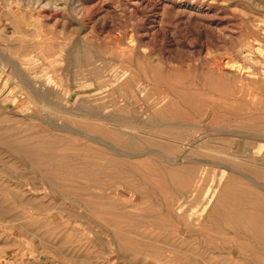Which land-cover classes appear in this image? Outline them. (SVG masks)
I'll return each instance as SVG.
<instances>
[{
	"label": "rangeland",
	"instance_id": "rangeland-1",
	"mask_svg": "<svg viewBox=\"0 0 264 264\" xmlns=\"http://www.w3.org/2000/svg\"><path fill=\"white\" fill-rule=\"evenodd\" d=\"M263 49L264 0H1L0 203L6 209L0 208L3 210L0 211V264H186L184 260L176 259L174 251L170 249L175 248L171 246L175 241V231L185 230V225L192 222V212L196 213L193 220L198 224L193 229L199 234L195 242L198 249L203 248L204 244L211 249L226 252L223 254L219 251L225 255L223 259L235 258L236 264H253L251 261L258 260L259 264H264V253L258 255V252L254 253L259 251L258 248L252 251L246 247L247 244L256 247L254 241L245 240L240 234L235 236L230 229L231 225L224 220L219 221L222 227L220 228L221 224L218 227L213 223L214 218L216 219L214 214V218H199L197 214L205 202L206 191L212 188V182L215 183V178L221 173L218 166L203 156L207 153L198 151L197 147L217 151V145L220 144L219 147L223 148L221 151L225 150V154L237 156L232 157V160L246 157L250 162L256 160L258 164L264 165V153L263 156H257L258 159L244 153L253 150L256 145L264 144L263 138H256L257 141L241 137L227 140L224 137L226 140H219L223 139L219 130L225 131L230 126V129L238 130L237 122L228 121L230 116L227 110L232 107L236 113L244 108L238 98L240 92L253 97L254 102L248 101L244 108V111L251 108L254 112L253 117H247L248 120L258 122L264 128ZM229 57L237 65L249 70H243L238 75L234 69L225 67L223 72L218 73L217 62H223ZM244 71L246 74L252 72V75L248 77ZM253 72H256V76ZM128 79L135 83L140 81L146 89L139 106L131 110L125 109V103L119 98V89ZM153 81L159 83L155 84ZM167 89H170L173 109H178L176 112L179 114L183 113L182 117L194 129L188 131L189 136L180 139L179 145L173 144L176 147L171 153L152 145L151 139L139 130L133 136L130 129L131 140L138 142L142 149L146 144L145 147H150L154 154L135 159L114 156L115 150L128 151L124 138L101 137L102 135L87 130V124L93 122L87 121L89 117L84 116L86 111L101 112L102 118L108 120L114 118V128H121L115 119L123 117H141L140 122L155 118L158 111L169 105L167 102L154 107L156 91L165 94ZM226 103L230 105H225ZM211 112L212 115L206 117ZM211 132H216L219 136ZM86 137L98 140V145ZM183 142L190 144L189 147L181 145ZM225 143H228L226 147ZM34 144L39 148L29 147L35 146ZM33 153H36L35 157ZM109 158L123 159L137 165L134 168H121ZM173 158L175 162L172 161ZM37 159L41 164L47 160V165L45 163L42 166L37 163ZM236 159L234 161L239 163ZM88 165L90 169L87 170ZM248 165L256 166L252 163ZM46 167L55 171L56 175L58 170L62 171L57 175L60 177L57 179L59 184L52 188L40 178ZM186 170H192L190 177L186 175ZM203 170L206 175L199 180L198 173ZM169 172L179 174L175 176L176 180ZM63 173L68 179L72 176L75 179L60 180ZM83 175L85 179L79 180ZM185 177L188 179L185 180ZM263 177L264 175L261 179L255 177V181L260 179L264 183ZM238 179L245 181L244 177ZM93 192L98 193L95 201L93 197L90 199ZM87 197L90 199L88 202H92L90 205L86 204ZM103 202L116 206H107ZM102 204L106 207L99 209L98 206ZM87 205L90 206L89 210L85 207ZM91 205H98L99 211L93 210ZM177 205H182L183 212L179 215V221L175 214ZM82 208L89 213L87 221L84 218L78 219L79 213H84ZM102 209L104 212L108 210L106 214L102 213L103 217ZM106 215L109 217L106 218ZM148 215H153V219ZM93 222L95 225H90ZM97 224L101 225V229L106 228L107 234ZM120 224L123 225L118 227ZM135 224L137 225L134 226ZM160 224L165 226V231ZM121 227L131 228V231L123 229L125 233L121 232ZM132 227L145 235L139 237V232L138 235H133ZM127 234H130L129 239L133 237L137 241H123L121 238L127 239ZM161 234H166L172 244L169 241L163 242ZM139 240L144 243L145 240L147 243L150 240L153 252H145L141 249L142 246L137 250L135 245L140 243ZM131 242H134L135 248ZM168 256L171 261L167 258L168 261L165 262Z\"/></svg>",
	"mask_w": 264,
	"mask_h": 264
},
{
	"label": "bare ground",
	"instance_id": "bare-ground-1",
	"mask_svg": "<svg viewBox=\"0 0 264 264\" xmlns=\"http://www.w3.org/2000/svg\"><path fill=\"white\" fill-rule=\"evenodd\" d=\"M1 1V0H0ZM45 8V7H44ZM259 45H260V43H259ZM260 52H261V50H259ZM263 51H264V49H263ZM252 53V52H251ZM264 54V52L262 53V55ZM86 55V54H85ZM88 55V54H87ZM227 56V55H226ZM262 58H263V56H262ZM83 61H85V60H83ZM226 61V62H225ZM225 61H223V62H220V63H218L217 62V64H216V70L218 71V73L219 72H223L222 70H224V68L225 67H229V69L231 68V69H234L235 70V72L236 73H238V75H239V73H241L243 70H249V68H245V67H242L241 65H237V63L236 62H234V61H232L231 59H230V57H229V59H227V60H225ZM16 63V62H15ZM259 64V63H258ZM5 67V66H4ZM212 68H213V66H212ZM150 69V68H149ZM226 69V68H225ZM251 69V68H250ZM155 70V69H154ZM259 70V69H258ZM150 71V70H149ZM251 71V70H250ZM250 71H249V73H250ZM101 73V72H100ZM152 73H154V72H152ZM156 73H158V71L156 72ZM247 72H245L244 71V74H246ZM256 73V72H255ZM255 73L253 72V74L255 75ZM105 74V73H104ZM109 74V73H108ZM131 74V73H130ZM149 74V73H148ZM151 74V73H150ZM155 75V74H154ZM246 75H248V77L250 76V75H252V72L250 73V74H246ZM253 75V76H254ZM139 76V75H138ZM153 76V75H152ZM256 76V75H255ZM263 77H264V74H263ZM126 78V77H125ZM252 78V77H251ZM254 78V77H253ZM137 79V78H136ZM135 79V80H136ZM255 79V78H254ZM134 80V81H135ZM156 80V79H155ZM132 81V82H131ZM160 81V80H159ZM140 82V81H139ZM139 82H137V83H135V82H133V80H130L129 81V79H128V82H126L119 90V95H120V97L119 98H121L122 100H123V103H125V109H128V110H131V109H134V108H137V106H139V104H140V101L143 99V95H144V92L146 91V89H145V87L143 86V84H141V83H139ZM153 82H155V84H157V83H159V82H156V81H153ZM252 82V81H251ZM152 83H150V85H151ZM253 84V83H252ZM38 85V84H37ZM158 85H156V87H157ZM148 87V86H147ZM243 88V87H242ZM5 89V88H4ZM49 89V88H48ZM29 90V89H28ZM170 90V89H169ZM169 90L167 89V93H161V91L159 92V90H157L156 92H157V98L155 99V106L154 107H158V106H162V105H164V104H166L167 102H169V105L167 106V108H163V110H160V111H158L157 113H156V117L155 118H152L151 120H149V121H146V122H140V120L139 119H141V117L139 118V116H138V118L139 119H137V117L136 118H134V117H131V118H129L128 117V119L127 118H122V119H115V121L117 120L118 122H119V125H120V127L121 128H114L113 127V124H115L116 122H114L113 120H114V118H110L109 120L108 119H106V118H102V114H101V112H94V111H90V112H88V111H86V112H84V116H88L89 117V119H87V121L88 122H93V124L91 123V124H87V130H89L90 132L91 131H93V132H96V134L98 133V134H100V135H102L101 137H103V136H105V137H120V140H121V138H124L127 142L125 143V148H126V150L128 149V151H123V150H120V151H114V156H119V157H125L126 159L128 158V159H135V158H140V157H142V156H145V155H150V154H154V152L150 149V147H145V145H144V147H143V149L137 144L138 142H134V141H132L131 140V133H133V136H134V134L135 133H137L138 131L137 130H139V132H143L145 135H147V137L149 138V139H151V141L150 142H152L151 144L152 145H156L155 147H160V148H162V149H166V151L169 153H171V151H173L175 148L174 147H176V146H173V144H177V145H179V141H180V139L181 138H183V137H185V136H189V134H188V131L190 130V129H192L193 128V125H191L192 126V128L189 126L190 124H189V122L184 118V116L182 117V115H183V113L182 114H179V112L177 113L176 111L178 110H174L173 109V103H172V101L170 100V98H171V96L169 95V94H171L170 92H169ZM31 91V90H30ZM173 91V90H172ZM37 92V91H36ZM148 92V91H147ZM251 92V91H250ZM39 94V93H38ZM149 94H150V91H149ZM155 94V93H154ZM47 95V94H46ZM240 96H238V98H240V101L244 104V108L246 107V104L248 105V101H251V103H253L254 101L252 100L253 99V97L251 96V95H247V96H245L244 94H243V92H240V94H239ZM114 96V95H113ZM154 96V95H153ZM37 97V96H36ZM43 97H45V96H43ZM112 97V96H111ZM146 97H147V95H146ZM175 97H178V96H175ZM236 97V96H235ZM234 97V98H235ZM35 99V98H34ZM54 100V99H53ZM178 100H179V98H178ZM238 100V99H237ZM116 101V100H115ZM118 101V100H117ZM120 101V100H119ZM147 101H150V99L149 100H147ZM146 101V102H147ZM228 101H229V99H228ZM230 101H234V99H230ZM253 101V102H252ZM144 102H145V98H144ZM184 102V101H183ZM186 102V101H185ZM234 102H236V101H234ZM230 103V102H229ZM162 104V105H161ZM185 104V103H184ZM228 103H226L225 105H227ZM149 105V104H148ZM147 105V106H148ZM228 105H230V104H228ZM122 106H123V104H122ZM143 106V105H142ZM194 106V105H193ZM232 106V105H231ZM106 107V106H105ZM109 107V106H108ZM149 107V106H148ZM151 107H153V106H151ZM175 107V106H174ZM249 107L250 106H248V109H249ZM54 108V107H53ZM91 108V107H90ZM199 108H201V106L199 107ZM229 108V107H228ZM244 108L242 109V110H240L241 112H239V110H237V112L235 113L234 112V110H232V107L230 108V109H228L227 110V112H228V116H230V118H229V122L230 121H233V122H237V129L238 130H233V129H230V127L228 128L227 127V129L225 130V131H223V130H219V134H220V136L222 135L223 136V139H221V138H219V140L221 141V140H226L227 138H235V137H241L242 139H250V140H254V139H256V138H258V140L260 139V138H263L264 139V128L263 127H261L259 124H258V122L257 123H252L253 122V120L252 121H250V120H248V116H250V117H253L254 116V112L253 111H251L252 109L250 108V110L249 111H244ZM253 108V107H252ZM259 108V107H258ZM66 109V108H65ZM150 109V108H149ZM195 109H196V107H195ZM237 109V108H236ZM247 109V110H248ZM257 109V108H256ZM256 109H254V111L256 110ZM261 109V108H260ZM80 110V109H79ZM95 110V109H94ZM221 110V109H220ZM230 110V111H229ZM81 111V110H80ZM118 111V110H117ZM148 111V110H147ZM225 111H226V109H225ZM259 111V110H258ZM258 111H256V112H258ZM42 112V111H41ZM139 112V111H138ZM137 112V113H138ZM209 112V111H208ZM120 113V112H119ZM135 113H136V110H135ZM191 113V112H190ZM193 113V112H192ZM191 113V114H192ZM223 114L225 113L224 111L222 112ZM263 113V112H262ZM259 114V113H258ZM212 115V112H211V114L209 115V114H206V117H210ZM114 116V115H113ZM137 116V115H136ZM194 116V115H193ZM192 116V117H193ZM221 116V115H220ZM243 116V117H242ZM106 117V116H105ZM191 117V118H192ZM195 117V116H194ZM249 117V118H250ZM91 118V119H90ZM118 118V117H117ZM196 118V117H195ZM20 119V118H19ZM165 119H168V120H165ZM198 119V118H197ZM264 119V118H263ZM84 120H86V119H84ZM91 120V121H90ZM181 120V121H180ZM199 120V119H198ZM205 120V119H204ZM222 120H223V118H222ZM69 121V120H68ZM79 121V120H78ZM113 121V122H112ZM201 121H203V120H201ZM31 122H33V121H31ZM43 122V121H42ZM262 122V121H261ZM261 122H260V124H261ZM73 123V122H72ZM83 123V122H82ZM263 123V122H262ZM189 124V125H188ZM193 124V123H192ZM79 125V124H78ZM233 125V124H232ZM264 125V124H263ZM74 126V125H73ZM81 126V125H80ZM235 126H236V124H235ZM190 127V128H189ZM207 127V126H206ZM205 127V128H206ZM85 128V127H84ZM135 128V129H134ZM138 128H140V129H138ZM195 128V127H194ZM219 128H221V127H219ZM58 129V128H57ZM114 129V130H113ZM132 130L131 131V133L129 132V130ZM143 129L145 130V131H143ZM197 129V128H196ZM199 129V128H198ZM224 129V128H223ZM15 130H17V129H15ZM61 130V129H60ZM192 130H194V129H192ZM200 130V129H199ZM201 130H204V128L203 129H201ZM211 131H212V129H210ZM209 130V131H210ZM213 130H215V129H213ZM217 130V129H216ZM215 130V131H216ZM59 131V130H58ZM118 131V132H117ZM151 131H153V132H155L154 134L153 133H151ZM208 131V130H207ZM207 131H205V133H207ZM7 132V131H6ZM30 132V131H29ZM63 132V131H62ZM151 133V134H149V133ZM192 132V131H191ZM44 133V132H43ZM210 133V132H209ZM209 133H208V135L207 136H209ZM211 133H213V132H211ZM216 133V132H215ZM215 133H213V134H215ZM217 133H218V131H217ZM216 133V134H217ZM42 134V133H41ZM212 134V136H214ZM219 134H217L218 136H219ZM19 135V134H18ZM22 135V134H21ZM36 135V134H35ZM99 135V136H100ZM144 135V136H145ZM154 135V136H153ZM6 136V135H5ZM48 137V136H47ZM90 137H92V136H90ZM88 138V137H86V138H88L87 140H89L90 142H95V143H97V145H98V143L99 142H97L96 140H94L93 138ZM206 137V136H205ZM224 137L226 138V139H224ZM13 138H14V136H13ZM46 138V137H45ZM207 138V137H206ZM24 139V138H23ZM33 139V138H32ZM99 139H100V137H99ZM115 139V138H114ZM205 139V138H204ZM6 140V139H5ZM10 140V139H9ZM26 140V139H25ZM36 140V139H35ZM48 140H50V139H48ZM119 140V141H120ZM212 140V139H211ZM210 140V141H211ZM214 140V139H213ZM212 140V141H213ZM218 140V139H217ZM228 140V139H227ZM239 140H241V139H239ZM257 140V139H256ZM255 140V141H256ZM257 140V141H258ZM17 141V140H16ZM21 141V140H20ZM19 141V142H20ZM37 141V140H36ZM71 141V140H70ZM118 141V140H117ZM186 141V140H185ZM27 142V141H26ZM26 142H24V143H26ZM38 142V141H37ZM56 142V141H55ZM122 142H124V141H122ZM141 142V141H140ZM243 142V141H242ZM13 143V142H12ZM15 143V142H14ZM35 143V142H34ZM108 143H109V141H108ZM184 143V142H183ZM210 143H212V144H215V142L213 143V142H210ZM250 143V142H249ZM9 144V143H8ZM19 144V143H18ZM22 144V143H21ZM31 144V143H30ZM48 144V143H47ZM216 144H217V142H216ZM215 144V145H216ZM218 144H219V142H218ZM222 144V143H221ZM226 144V143H225ZM224 144V145H225ZM228 144V143H227ZM227 144L224 146V147H226L227 146ZM4 145V144H3ZM13 145V144H12ZM35 146H29L30 148L31 147H36V148H39V146L38 145H36V144H34ZM42 145V144H41ZM110 144H108V146H109ZM112 145V144H111ZM181 145H183V146H185V147H189V145L190 144H186V143H184V144H182L181 143ZM204 145V144H203ZM223 145V144H222ZM249 145V144H248ZM4 146H8V145H4ZM53 146V145H52ZM56 146V145H55ZM71 146V145H70ZM82 146V145H81ZM147 146V145H146ZM210 146V145H209ZM219 146H220V144H219ZM218 145H217V151H213V150H210V148H208V147H197V150L198 151H204V152H206V153H203V154H206V155H203L205 158H206V160H209V162H212L213 163V165H215V166H218V168H220V170H221V173H220V175H217V177L215 178L216 180H215V183H213L212 182V184L213 185H211L212 186V188H209L207 191H206V194H205V196H204V200H205V202L203 203V205H201V209L199 210L200 212H198L197 214L199 215V218L201 217H212V214H214L215 216H216V219L214 218V217H212V218H214V224H216V225H218V227H219V224H221V223H219V221L221 222L222 220H224V221H226L227 223H229L231 226H232V228H231V226H230V229H232L231 231L232 232H234L235 233V236L236 235H238L239 236V234L240 235H242L243 236V238L246 240H252V241H254L255 242V245H256V247L255 246H251V245H249V244H247L246 245V247H248L247 249H249V250H252V251H255V248H258V250L259 251H255L254 253H256V252H258L257 254L259 255V254H261V253H264V185H262V180H260L261 179V177L264 175V165L263 164H258L257 162H256V160H254V161H252V162H250V161H248V159L246 160V157H245V159H236V160H238V161H240L239 163L237 162V161H234V160H232V157H230V155H227V154H225V150L224 151H221V150H223V148L222 149H220V147H219ZM229 146V145H228ZM28 147V148H29ZM46 147V146H45ZM51 147V146H50ZM104 147V146H103ZM110 147V146H109ZM113 147V146H112ZM178 147V146H177ZM211 147H213V146H211ZM219 147V148H218ZM234 147H236V146H234ZM8 148V147H7ZM19 148H21V147H19ZM35 148V149H36ZM68 147H66V149H67ZM83 148V147H82ZM111 148V147H110ZM115 148V147H114ZM213 148H215V147H213ZM228 148V147H227ZM233 148V147H232ZM250 148V147H249ZM248 148V149H249ZM17 149V148H16ZM15 149V150H16ZM22 149V148H21ZM42 149V148H41ZM62 149V148H61ZM76 149V148H75ZM113 149V148H112ZM219 149V150H218ZM242 149V148H241ZM251 149V148H250ZM30 150H32V149H30ZM114 150V149H113ZM228 150V149H227ZM243 150V149H242ZM20 151V150H19ZM45 151V150H44ZM55 151H57V150H55ZM59 151V150H58ZM61 151V150H60ZM59 151V152H60ZM63 151V150H62ZM73 151V150H72ZM82 151H83V149H82ZM110 151V150H109ZM123 151V152H122ZM234 151V150H233ZM235 151H236V149H235ZM49 152V151H48ZM68 152H69V150H68ZM67 152V153H68ZM78 152V151H77ZM96 152V151H95ZM159 152V151H158ZM247 152V156L249 157H252V158H257V156H259L260 154L262 155V153H264V144H260V145H256L254 148H253V150H248V151H245L244 153H246ZM22 153V152H21ZM43 153H45V152H43ZM51 153V152H50ZM56 153V152H55ZM73 153H75L74 151H73ZM78 153H80V152H78ZM82 153V152H81ZM84 153V152H83ZM229 153V152H228ZM27 154L28 155H30V153L29 152H27ZM26 154V155H27ZM39 154H40V152H39ZM46 154H47V151H46ZM56 154H58V153H56ZM70 154H72L71 152H70ZM84 154H86V153H84ZM109 154H111V153H109ZM183 154V153H182ZM200 154V153H199ZM240 154H241V152H240ZM22 155V154H21ZM32 155V154H31ZM43 154H41V156H42ZM49 155V154H48ZM66 155V154H65ZM89 155V154H88ZM112 155H113V153H112ZM195 155H197V154H195ZM242 155V154H241ZM33 156L35 157L36 156V153H33ZM40 156V157H41ZM47 156V155H46ZM52 156H55V155H52ZM76 156V155H75ZM97 156V155H96ZM184 156V155H183ZM236 156V155H235ZM234 156V157H235ZM239 156V155H238ZM263 156V155H262ZM29 157V156H28ZM31 157V156H30ZM39 157V156H38ZM37 157V158H38ZM110 157H111V155H110ZM118 157V158H119ZM233 157V158H234ZM237 157V156H236ZM261 157V156H260ZM33 158V157H32ZM45 158V157H44ZM83 158V157H82ZM115 158V157H114ZM168 158V157H167ZM177 158V157H176ZM198 158V157H197ZM241 158H242V156H241ZM41 159V158H40ZM51 159V158H50ZM56 159H58V158H56ZM68 159V158H67ZM72 159V158H71ZM110 159V158H109ZM117 159V158H116ZM169 159H171V158H169ZM258 159V158H257ZM262 159V158H261ZM42 160H43V157H42ZM52 160V159H51ZM51 160H49L48 159V161H50L51 163H52V161ZM55 160V159H54ZM86 160V159H85ZM94 160V159H93ZM92 160V161H93ZM100 160V159H99ZM114 161L115 162V164H116V166H118V167H121V168H134L136 165H137V163H132V162H129V161H125V160H123V159H117V160H114L113 158L112 159H110V161ZM205 160V159H204ZM203 160V161H204ZM31 161V160H30ZM34 161V160H33ZM67 161V160H66ZM76 161V160H75ZM91 161V162H92ZM96 161V160H95ZM106 162L107 161H109V160H105ZM105 161H104V164H106L105 163ZM107 162V163H111V162ZM168 161H170V160H168ZM172 161H174L175 162V160H174V158H173V160ZM177 161V160H176ZM190 161V160H189ZM188 161V162H189ZM192 161V160H191ZM202 161V162H203ZM258 161V160H257ZM260 161H262V160H260ZM46 162H47V160H46ZM46 162H44L43 164H41L40 163V160L39 159H37V163H39V164H41L42 166L43 165H45V163ZM57 162V161H56ZM166 162V161H165ZM173 162V163H174ZM245 162H247V164L245 163ZM33 163V162H32ZM49 163V162H48ZM50 163V164H51ZM196 163V162H195ZM205 163V162H204ZM206 163H207V161H206ZM248 163H252V164H256V166L255 167H252V165H251V167H250V165H248ZM203 164V163H202ZM46 165H47V163H46ZM75 165V164H74ZM83 165V164H82ZM107 165V164H106ZM113 165V164H112ZM128 165V166H127ZM164 165V164H163ZM39 166V165H38ZM115 166V167H116ZM122 166H124V167H122ZM34 167V166H33ZM40 167V166H39ZM63 167V166H62ZM85 168V167H84ZM113 168V167H112ZM86 169V168H85ZM85 169H84V172H87V171H85ZM88 169H90L89 168V165L87 166V170ZM120 169V168H119ZM190 169V168H189ZM45 171H43V175L42 176H40V178L43 180V181H45V183H46V185H48L50 188H52V187H54V186H56V185H58L57 184V179H59L60 177H58L57 175L58 174H60V172H62V171H60V170H58V174L56 175L54 172L55 171H53V170H51V168H49V167H46V169H44ZM130 170V169H129ZM37 171V170H36ZM35 171V172H36ZM60 171V172H59ZM160 171H162V170H160ZM165 171V170H164ZM192 171V170H191ZM191 171L190 170H186L185 171V173H186V175L188 176V177H190V175H191ZM83 172V171H82ZM102 172V171H101ZM200 172V171H199ZM42 173V172H41ZM170 173V172H169ZM194 173V172H193ZM246 173H249V174H246ZM86 174V173H85ZM178 173H174V172H171L170 173V175L172 176V178H175V176L177 175ZM199 174V180H201L202 178H203V176L204 175H206L205 174V171L203 170L201 173H198ZM62 175V174H61ZM63 175H64V173H63ZM139 175V174H138ZM169 175V174H168ZM179 175V174H178ZM182 175V174H181ZM185 175V176H186ZM196 175V174H195ZM248 175H250V176H248ZM39 176V175H38ZM84 176V175H83ZM81 177L79 180H81L82 178H84L85 179V176L84 177ZM103 176V175H102ZM235 176H237V177H235ZM258 177V178H260L258 181H255V177ZM37 177V176H36ZM77 177V176H76ZM116 177H117V175H116ZM182 177H184V176H182ZM188 177H187V179H188ZM195 177H197V175L195 176ZM238 177H244V179H245V181H242V179H238ZM67 179L68 181H72L71 179L72 178H74L73 176H72V178L71 179H68V177L66 176V175H64L63 177H61V179L60 180H64V179ZM92 178V177H91ZM205 178V177H204ZM75 179V178H74ZM181 179V178H180ZM186 179V177H185V180H187ZM263 179H264V177H263ZM67 180H66V182H67ZM79 180H77V181H79ZM83 180V179H82ZM86 180H87V178H86ZM99 180V179H98ZM174 180H176V178L174 179ZM183 180V179H182ZM197 180V179H196ZM74 181V180H73ZM214 181V180H213ZM59 182V181H58ZM75 182V181H74ZM84 182V181H83ZM183 182V186H184V181H182ZM181 182V183H182ZM189 182V181H188ZM262 182V183H261ZM61 183V182H60ZM65 183V182H64ZM64 183H62V184H64ZM96 183V182H95ZM186 183V182H185ZM200 183H201V181H200ZM211 183V182H210ZM66 184H68V183H66ZM65 184V185H66ZM104 184V183H103ZM168 184V183H167ZM264 184V183H263ZM93 185H95V184H93ZM177 185V184H176ZM180 185H182V184H180ZM179 186V185H178ZM214 186V187H213ZM253 187L255 188V189H253ZM0 188H2V187H0ZM149 188V187H148ZM171 188V187H170ZM256 189L258 190V191H256ZM16 190V189H15ZM155 191V190H154ZM52 192V191H51ZM62 192V191H61ZM1 193V192H0ZM63 193V192H62ZM83 193V192H82ZM146 193V192H145ZM58 194H59V192H58ZM86 194V193H85ZM91 194V193H90ZM93 194V196H91V195H89V196H91V198L90 199H92V197L94 198V200L93 201H95V199L97 200V198H98V196H97V194L98 193H92ZM189 194V193H188ZM187 195V194H186ZM15 196V195H14ZM84 197V196H83ZM83 197H82V199H83ZM86 197V196H85ZM190 197V196H189ZM16 198V197H15ZM77 199V198H76ZM90 199L88 200V197H87V202L88 201H90ZM84 200H86V199H84ZM102 200V199H101ZM98 201H100V200H98ZM163 202V201H162ZM180 203H181V201H179ZM7 203V202H6ZM90 203H92V202H88V203H86V204H89L90 205ZM97 203V202H96ZM104 204L106 203V202H103ZM176 203V202H175ZM201 203V202H200ZM83 204V203H82ZM94 204H95V202H94ZM93 204V205H94ZM98 204V203H97ZM113 204V203H112ZM112 204H110V205H112ZM179 204V203H178ZM89 205H87V206H85V207H87L88 208V206ZM93 205H91V206H93ZM106 205H107V203H106ZM106 205L105 206H103V204H102V206H98V205H95V207L97 208V206H98V208L99 207H106ZM110 205H107V206H110ZM113 206H116L115 204H113ZM90 207V206H89ZM94 206H93V210H97V211H99L98 210V208L96 209ZM172 207V206H171ZM170 207V208H171ZM176 207V206H175ZM175 207H173V208H175ZM0 208H2V209H6L4 206H3V204H1L0 203ZM110 208V207H109ZM55 209V208H54ZM80 209H81V207H80ZM83 209V208H82ZM86 209V208H85ZM91 209V208H90ZM99 209H101V208H99ZM105 209V208H104ZM104 209H102L103 211H101V216H102V213H105V212H107V211H105L104 212ZM113 208H111V210H112ZM119 209H121L122 210V208H119ZM84 210V209H83ZM82 210V211H83ZM88 210H89V208H88ZM93 210H90V212L92 213H94V211ZM111 210H109V212L111 211ZM165 210V209H164ZM168 211H169V208L167 209ZM0 211H2L3 212V210H0ZM11 211V210H10ZM167 211V212H168ZM172 211V210H171ZM1 212V213H2ZM42 212V211H41ZM112 212H114V211H112ZM118 212V211H117ZM122 212V211H121ZM125 212V211H124ZM123 212V213H124ZM170 212V211H169ZM197 212V211H196ZM0 213V214H1ZM9 213V212H8ZM120 213V212H119ZM153 213V212H152ZM171 213V212H170ZM183 214V212H182V205H177V207L175 208V214H176V219H177V221H179L180 219H181V217L179 216L180 214ZM195 212H192V214H191V218L190 219H192V222H190V223H188V224H186L185 225V230H180V229H177V231H175V233H176V235H174V239H175V241L173 242L174 244V246L173 245H171L172 243H170V238L168 237V236H165L166 234H161V236L160 237H163L162 238V241L164 242V241H167V243H168V241H169V243H170V245L172 246V247H175L174 248V250H173V248H171V246L170 245H168L167 244V246H170V248L172 249H170V251H174L173 253H174V256H175V258L176 259H178V260H184L185 261V263L186 264H236V263H234V260H235V258H232L231 260H227V258L226 259H223V258H225L221 253H223V251L221 250V249H219V250H217V248H214V249H211V248H209V247H207L208 245L205 243V245H207V246H204V244H203V248H200V249H198L197 248V246H196V243L195 242H197L196 240L198 239L197 237L199 236V234H198V232L197 231H195V230H193L195 227H197L198 226V224H197V222H195L193 219H194V217L196 216L195 214H194ZM97 214V213H96ZM106 214V213H105ZM125 214V213H124ZM149 215H151V213L149 212L148 213ZM172 214H174L173 212H172ZM174 214V215H175ZM16 215V214H15ZM47 215V214H46ZM79 218L78 219H80V218H84V219H86L87 218V216H89V213L87 212L86 213V210H84V213H79ZM86 215V216H85ZM93 215V214H92ZM100 215V214H99ZM110 215V214H109ZM118 215V214H117ZM148 215V216H149ZM211 215V216H210ZM95 216V215H94ZM107 216L108 215H106V218H107ZM114 216V215H113ZM120 216V215H119ZM121 216H123V214H121ZM126 216V215H125ZM127 216H128V213H127ZM127 216H126V218H127ZM131 216H133V215H131ZM145 217H147V215H144ZM167 216H170V215H168L167 214ZM93 217V216H92ZM103 217V216H102ZM109 217V216H108ZM115 217V216H114ZM124 217V216H123ZM144 217V218H145ZM150 218H152L153 217V215L152 216H149ZM148 217V218H149ZM91 218V217H90ZM105 218V219H106ZM110 218H112V217H110ZM125 218V217H124ZM125 218V219H126ZM174 218V217H173ZM22 219V218H21ZM93 219H94V217H93ZM92 219V220H93ZM109 219V218H108ZM130 219V218H129ZM153 219V218H152ZM183 219V218H182ZM128 220V219H127ZM174 221H175V219H173ZM172 220V221H173ZM86 221H87V219H86ZM88 221H89V219H88ZM103 221V220H102ZM115 221V220H114ZM186 221V220H185ZM204 221H206V220H202V222H204ZM92 222V221H91ZM128 222H130V221H128ZM127 222V223H128ZM164 222V221H163ZM206 222H208V221H206ZM211 222H212V220L210 221V224H211ZM104 223H106V220H105V222ZM108 223V222H107ZM113 223V222H112ZM117 223H119V222H117ZM148 223V221L147 222H145V224H147ZM153 223V222H152ZM169 223V222H168ZM170 223H171V221H170ZM57 224V223H56ZM89 224V223H88ZM95 225V222H93L92 224L90 223V225ZM108 224H110V220H109V223ZM108 224L106 225V226H108ZM114 224V223H113ZM124 224V223H123ZM123 224H120V225H118V227H120V226H122ZM178 224V223H177ZM202 224V223H201ZM201 224H199V226H201ZM204 225H205V223H203ZM210 224H209V226H210ZM98 225V224H97ZM137 224H135L134 226H136ZM152 225H154V224H152ZM162 225H165L164 223L162 224ZM161 224L159 225V226H161L162 228L164 227L165 228V226H162ZM167 225V224H166ZM180 225V224H179ZM182 225V224H181ZM213 225V224H212ZM89 226V225H88ZM99 227L101 226V225H98ZM111 226V225H110ZM117 226V225H116ZM131 226V225H130ZM129 226V227H130ZM133 226V225H132ZM149 226H151L150 224H149ZM167 226H169V225H167ZM215 226V225H214ZM228 226V227H229ZM56 227H58V226H56ZM113 227H115L114 225H113ZM153 227V226H152ZM156 227V226H155ZM161 227H160V230H161ZM170 227V226H169ZM168 227V228H169ZM181 227H183V225L181 226ZM211 227V226H210ZM213 227V226H212ZM222 227V224H221V226H220V228ZM228 227H226V228H228ZM62 228V227H61ZM70 228V227H69ZM110 228V227H109ZM128 228V227H127ZM127 228H123L124 230L125 229H127ZM133 229H134V227H132ZM142 228H144L143 226H142ZM164 228H163V230H164ZM191 228V229H190ZM44 229V228H43ZM71 229V228H70ZM69 229V230H70ZM100 229H101V227H100ZM99 229V230H100ZM106 228H102L101 229V231L103 232V233H105V234H107V229L105 230ZM121 230H119V231H121V232H124L125 233V231L122 229V227L120 228ZM141 229V228H140ZM156 229V228H155ZM154 229V230H155ZM214 229H215V227H214ZM229 229V230H230ZM40 230V229H39ZM91 230V229H90ZM115 230V229H114ZM123 230V231H122ZM127 230H130L131 231V228L130 229H127ZM126 230V231H127ZM62 231V230H61ZM60 231V232H61ZM71 231V230H70ZM87 231H88V229H87ZM119 231H118V233H119ZM133 231V230H132ZM147 231V230H146ZM158 231V230H157ZM165 231V230H164ZM218 231V230H217ZM72 232V231H71ZM74 232V231H73ZM82 232V231H81ZM137 232H139L138 234H140L141 236H139V237H142V234H144L143 232H140L139 231V229L137 230L136 229V231H135V229H134V234L133 235H135V233L137 234ZM159 232V231H158ZM162 232V231H161ZM167 232H169V231H167ZM171 232V231H170ZM169 232V233H170ZM130 233V232H129ZM146 233V232H145ZM152 233V232H151ZM164 233V232H163ZM166 233V232H165ZM68 234V233H67ZM113 234V233H112ZM111 234V235H112ZM137 234V235H138ZM83 235V234H82ZM128 235V234H127ZM127 235H125V236H127ZM130 235V234H129ZM129 235H128V238L126 239V237H124V236H122V237H124V238H121L123 241H125V242H130V241H137L135 238H131L130 237V239H133V240H130L129 239ZM145 235V234H144ZM107 236V235H106ZM115 235H113V237H114ZM119 236V235H118ZM157 236H159V234L157 235ZM242 236H240L241 238H242ZM113 237H112V239H113ZM153 237H155V236H153ZM111 238V237H110ZM144 238H146V237H144ZM148 238H151L150 236L148 237ZM187 238V239H186ZM54 239V238H53ZM116 239V238H115ZM139 239V238H138ZM157 239V238H156ZM155 239V240H156ZM161 239V238H160ZM169 239V240H168ZM173 239V240H174ZM190 239H192L191 241H190ZM118 240V239H117ZM151 240V239H150ZM149 240V241H150ZM172 240V241H173ZM212 240V239H211ZM65 241V240H64ZM78 241V240H77ZM110 241V240H109ZM113 241H115L114 239H113ZM141 241H142V243H141ZM149 241H148V243L146 242V240H145V243L143 242V240H139L138 242H140V243H136L137 245H135L136 246V249L138 250V249H140V248H138V247H140V246H142L143 248H141L142 250H144L145 252H153L151 249H150V247H151V244H149ZM160 241V240H159ZM189 241H190V243H189ZM239 241V240H238ZM157 242V241H156ZM163 242H161L162 244H163ZM191 242H193V243H191ZM204 242V241H203ZM251 242V241H250ZM61 243V242H60ZM109 243V242H108ZM132 243V245H133V243L134 242H131ZM160 243V242H159ZM246 243V242H245ZM110 244V243H109ZM162 244H161V246H162ZM199 244V243H198ZM120 245H122V244H120ZM111 246V245H110ZM134 246V245H133ZM135 246H134V248H135ZM152 246H154V244L152 245ZM156 246V245H155ZM166 246V245H165ZM187 247H189V248H187ZM242 247H244V245H242ZM152 248V247H151ZM159 248V247H158ZM184 248H186V249H184ZM152 249H154V248H152ZM161 250H163V248L161 249ZM168 250V249H167ZM222 252H221V251ZM140 251V250H139ZM159 251V250H158ZM221 253H220V252ZM251 251V252H252ZM262 251V252H261ZM164 252V251H163ZM242 252H245V251H242ZM141 253V252H140ZM217 253H219L220 255H218ZM226 252H224L223 254H225ZM138 254V253H137ZM142 254V253H141ZM161 254V253H160ZM241 254H243V253H241ZM246 254H249V253H247L246 252ZM246 254L244 255V256H246ZM257 254H256V256H257ZM144 255V254H143ZM165 255V254H164ZM163 255V256H164ZM227 255V254H226ZM146 256H147V254H146ZM151 256V255H150ZM153 256H154V254H153ZM152 256V257H153ZM160 256V255H159ZM173 256V255H172ZM220 256H223V257H220ZM228 256H229V251H228ZM240 256V255H239ZM248 256H250V255H248ZM255 256V257H256ZM262 256V255H261ZM261 256L259 257V258H261ZM62 257V256H61ZM156 257V256H155ZM263 257V256H262ZM147 259H148V257H146ZM167 258H169L170 259V257L168 256V257H166L165 259H167ZM230 258V257H229ZM243 258V257H242ZM153 259V258H152ZM173 259V258H172ZM175 259V260H176ZM262 259V258H261ZM162 260V259H161ZM161 260H160V262H161ZM175 260H173V261H175ZM246 260V259H245ZM264 260V259H263ZM124 261V260H123ZM168 261V259L167 260H165V262H167ZM169 261H171V259L169 260ZM259 261V260H258ZM258 261L256 262V261H251L253 264H259L258 263ZM264 262V261H263ZM170 264V263H169ZM179 264V263H178ZM260 264H262V263H260Z\"/></svg>",
	"mask_w": 264,
	"mask_h": 264
}]
</instances>
